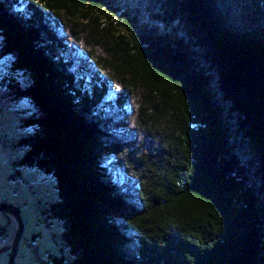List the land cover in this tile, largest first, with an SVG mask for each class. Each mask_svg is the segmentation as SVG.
Here are the masks:
<instances>
[{"label": "trees", "instance_id": "trees-1", "mask_svg": "<svg viewBox=\"0 0 264 264\" xmlns=\"http://www.w3.org/2000/svg\"><path fill=\"white\" fill-rule=\"evenodd\" d=\"M0 55L36 110L17 165L55 181L50 264H264V0H0Z\"/></svg>", "mask_w": 264, "mask_h": 264}, {"label": "rangeland", "instance_id": "rangeland-1", "mask_svg": "<svg viewBox=\"0 0 264 264\" xmlns=\"http://www.w3.org/2000/svg\"><path fill=\"white\" fill-rule=\"evenodd\" d=\"M72 51L71 47H67L68 57ZM10 62L9 55H0V98L8 97L5 102H0V132L5 138L6 150L4 153L0 148V200L17 209L22 224L11 264H50L51 259L57 260L65 255L61 222L49 213L50 207L59 199L55 181L50 175L42 174L33 167L17 165L28 150L19 142L30 138L36 128L34 123L27 125L25 122L36 118V110L31 101L16 97L17 90L25 87L24 72L11 70ZM79 65L84 66L83 61ZM113 94H107L103 107L97 106L104 112L109 110L107 114L110 116H113L114 104L111 102L109 108L105 104L114 98ZM113 117L119 120L118 116ZM8 157L17 166V176L5 164ZM5 218L0 214V229L5 232L2 235L0 231V248L11 244L16 231L15 221L6 224ZM8 255L9 251L0 254V264H7Z\"/></svg>", "mask_w": 264, "mask_h": 264}, {"label": "water", "instance_id": "water-1", "mask_svg": "<svg viewBox=\"0 0 264 264\" xmlns=\"http://www.w3.org/2000/svg\"><path fill=\"white\" fill-rule=\"evenodd\" d=\"M0 212L11 214L14 218V221H15L16 231H15V234H14V237H13L11 244L9 246H4L0 249V253L9 250L7 264H11L13 257L15 255L16 244H17V240L19 238V235H20V232L22 229V224H21V221L19 219L18 211L16 208L11 207V206H1Z\"/></svg>", "mask_w": 264, "mask_h": 264}, {"label": "bare ground", "instance_id": "bare-ground-1", "mask_svg": "<svg viewBox=\"0 0 264 264\" xmlns=\"http://www.w3.org/2000/svg\"><path fill=\"white\" fill-rule=\"evenodd\" d=\"M1 133V132H0ZM3 145H4V143H3ZM2 145V147H0L1 148V152H4V153H6V150L5 149H3V147H5V146H3ZM1 206H8L6 203H3L1 200H0V207ZM0 214L1 215H3V216H5L8 220H10V221H12V223H14V218H11V217H13L11 214H9V213H2V212H0ZM14 227H15V224H14ZM21 233V232H20ZM19 237H20V235H19ZM19 239V238H18ZM18 241V240H17ZM17 245V244H16ZM1 249V248H0ZM7 251H9V250H7ZM6 252V251H5ZM2 253H4V252H2ZM2 253H0V254H2Z\"/></svg>", "mask_w": 264, "mask_h": 264}, {"label": "built area", "instance_id": "built-area-1", "mask_svg": "<svg viewBox=\"0 0 264 264\" xmlns=\"http://www.w3.org/2000/svg\"><path fill=\"white\" fill-rule=\"evenodd\" d=\"M0 147H2V142H1V139H0Z\"/></svg>", "mask_w": 264, "mask_h": 264}, {"label": "clouds", "instance_id": "clouds-1", "mask_svg": "<svg viewBox=\"0 0 264 264\" xmlns=\"http://www.w3.org/2000/svg\"><path fill=\"white\" fill-rule=\"evenodd\" d=\"M0 244H2V243H0ZM5 246V245H4ZM4 246H2V247H4Z\"/></svg>", "mask_w": 264, "mask_h": 264}]
</instances>
